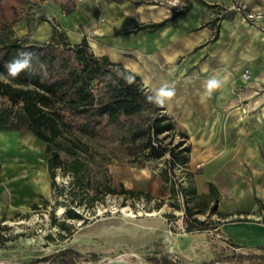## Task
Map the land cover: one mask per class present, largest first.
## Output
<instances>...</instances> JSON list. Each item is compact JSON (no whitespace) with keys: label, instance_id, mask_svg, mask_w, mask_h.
Returning <instances> with one entry per match:
<instances>
[{"label":"crops","instance_id":"0c3cea01","mask_svg":"<svg viewBox=\"0 0 264 264\" xmlns=\"http://www.w3.org/2000/svg\"><path fill=\"white\" fill-rule=\"evenodd\" d=\"M27 1L23 18L13 26L15 36L47 41L57 25L72 43L86 39L96 55L138 75L150 94L164 85L175 90L162 107L190 149L195 190L190 205L199 203L194 209L203 211L196 216L211 219V230L237 249L262 252L264 0ZM239 3L246 9L238 10ZM185 6L187 11L170 19ZM246 12L261 17L250 21ZM166 19L161 28L151 29ZM212 77L225 83L209 97L205 83ZM44 167L39 175L44 181L32 179L27 167L4 173L0 151L1 224L50 194L47 157Z\"/></svg>","mask_w":264,"mask_h":264},{"label":"rangeland","instance_id":"374dc122","mask_svg":"<svg viewBox=\"0 0 264 264\" xmlns=\"http://www.w3.org/2000/svg\"><path fill=\"white\" fill-rule=\"evenodd\" d=\"M173 2L177 4L178 0ZM6 102L0 97V108ZM161 114L165 115L164 111ZM69 137L78 142V146H73V142L68 146L88 166L83 179L84 189L72 175L57 169L56 187H51L50 194L40 199L37 209L30 208L10 220H3L0 226V264H38L42 258H52L67 249L74 252L71 254L73 264H154L153 259L163 262L168 255L173 264H251V260L238 262L233 257L263 254L234 247L211 230V219L206 220L204 230L187 231L188 202L185 198L184 204L180 193H183L182 187L189 185L186 173L190 171H183L179 166L171 170L170 179L178 189L174 194L171 189L165 192L163 186L171 187L162 182H165L162 172L167 166L168 154L142 165V156L137 154L146 141L140 142L141 147L133 153L131 148H118L117 141L108 145L78 134ZM162 139L170 147L184 145L176 127L173 132L162 135ZM0 151L4 158V173H17L27 167L32 179L44 175L46 145L29 132L1 135ZM60 156L68 162L74 159L67 152H60ZM106 179L116 190L115 194L102 195L103 186L96 192V185ZM122 186L125 190L149 193L152 198L121 193ZM95 193L98 200L91 201ZM69 211L82 218H69ZM61 224L69 227L72 234ZM61 261L63 257L59 256L44 264Z\"/></svg>","mask_w":264,"mask_h":264},{"label":"trees","instance_id":"16d2710c","mask_svg":"<svg viewBox=\"0 0 264 264\" xmlns=\"http://www.w3.org/2000/svg\"><path fill=\"white\" fill-rule=\"evenodd\" d=\"M27 4V0H0V73L6 71L5 64L16 55L17 50L32 51L38 58L30 72H24L16 79H0V97L7 101L0 108V132H30L46 144L52 189L56 187L57 169L62 170L63 174L72 175L79 187H85L83 179L88 166L68 146L71 142L73 146H78V142H74L70 135L78 134L90 141L101 140L108 145L117 141L118 148H131L133 153H137L141 147L138 145L140 142L146 141L140 154H137L142 156L140 163L143 165L146 161L159 160L168 154L162 176L171 185L169 188L166 186L165 190L171 189L173 194L176 193L178 186L173 184L169 172L178 164L188 166L190 149L183 144L159 148L152 146L153 136L173 132L175 125L161 114L163 107L147 101L146 96L150 93L144 88L140 77L111 61L108 56L96 55L86 39L78 44L72 43L57 25H54L53 35L47 41H31L28 37L15 36L13 25L23 18L22 11ZM188 7L185 6L184 10L176 12L170 19L187 11ZM170 19L151 25V29L161 28ZM39 20L44 21L46 18L40 16ZM41 61L47 66L46 77L39 70ZM180 135L185 137L182 132ZM60 152L72 154L74 159L65 161ZM186 176L189 185L182 187L181 191L188 202L186 214L190 215L187 231H202L207 219L201 220L196 216L203 211L194 209L200 208L199 203L190 205L195 190L191 185V172H187ZM101 186L104 187L100 191L102 195L116 193L109 179L96 185L97 193ZM211 188L213 192V186ZM97 193L91 197V201L98 200ZM121 193L138 197L143 194L147 199L152 198L149 193L125 190L123 186ZM38 207L37 203L32 205L33 209ZM68 217L82 218L72 211L68 212ZM61 226L72 234L69 227L64 224ZM261 249L263 254H238L233 259L264 264V248ZM72 253L71 249H67L52 258H42L38 264L59 256L63 257V261L58 264H73ZM169 257L165 256L163 262L158 259L152 261L154 264H173Z\"/></svg>","mask_w":264,"mask_h":264},{"label":"clouds","instance_id":"9594fccd","mask_svg":"<svg viewBox=\"0 0 264 264\" xmlns=\"http://www.w3.org/2000/svg\"><path fill=\"white\" fill-rule=\"evenodd\" d=\"M37 56L29 50H17L16 55L5 64L6 71L0 73V79H16L24 72H30L33 69L34 61H37ZM39 70L42 76H47V66L44 62H39ZM225 81L216 77L209 78L205 83L206 95L211 96L214 91L220 89ZM175 95V90L167 85L161 86L152 91L146 96L149 103L157 106H164L167 101H170Z\"/></svg>","mask_w":264,"mask_h":264},{"label":"built area","instance_id":"2783aa9c","mask_svg":"<svg viewBox=\"0 0 264 264\" xmlns=\"http://www.w3.org/2000/svg\"><path fill=\"white\" fill-rule=\"evenodd\" d=\"M236 8L238 9V10H240V11H243V10H245L246 9V5L245 4H243V3H239L237 6H236ZM261 17V14L260 13H253V12H246V19H248V20H252V21H254L255 19H257V18H260ZM244 76H245V78L246 79H248L249 77H250V75L248 74V72L246 71L245 72V74H244ZM165 133H163V134H160V135H158L157 137H155V136H153V138H152V146H154V147H156V148H159V147H170L168 144H166L167 142H166V140H164V139H162V135H164ZM177 166H179L180 168H182V170L184 171H189V169H188V166L187 167H185L184 165H180V164H178ZM185 179V178H184ZM180 196L182 197V201L184 202V204H185V197H184V194L183 193H180ZM181 197H180V199H181ZM183 204V208H184V205ZM182 212H183V210H182Z\"/></svg>","mask_w":264,"mask_h":264}]
</instances>
